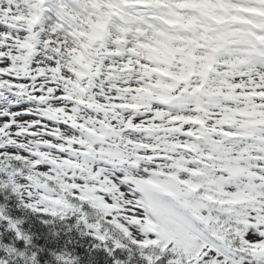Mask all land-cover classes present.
<instances>
[{
    "label": "snow or ice",
    "instance_id": "obj_1",
    "mask_svg": "<svg viewBox=\"0 0 264 264\" xmlns=\"http://www.w3.org/2000/svg\"><path fill=\"white\" fill-rule=\"evenodd\" d=\"M0 264H264V0H0Z\"/></svg>",
    "mask_w": 264,
    "mask_h": 264
}]
</instances>
